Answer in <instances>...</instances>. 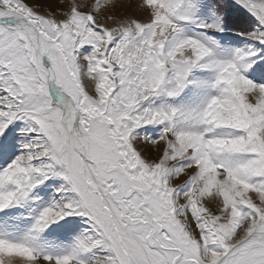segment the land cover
<instances>
[{"label":"snow or ice","instance_id":"6c2138e0","mask_svg":"<svg viewBox=\"0 0 264 264\" xmlns=\"http://www.w3.org/2000/svg\"><path fill=\"white\" fill-rule=\"evenodd\" d=\"M0 264H264V0H0Z\"/></svg>","mask_w":264,"mask_h":264}]
</instances>
